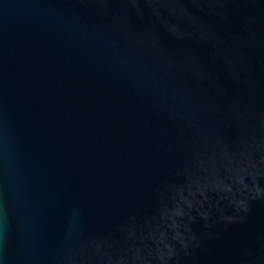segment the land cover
I'll return each mask as SVG.
<instances>
[{"label": "water", "instance_id": "obj_1", "mask_svg": "<svg viewBox=\"0 0 264 264\" xmlns=\"http://www.w3.org/2000/svg\"><path fill=\"white\" fill-rule=\"evenodd\" d=\"M0 264H264V0H0Z\"/></svg>", "mask_w": 264, "mask_h": 264}]
</instances>
